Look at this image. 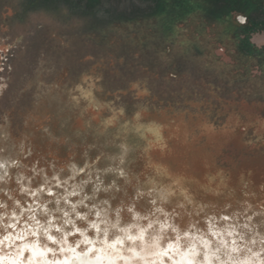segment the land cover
Returning <instances> with one entry per match:
<instances>
[{"label": "rangeland", "instance_id": "374dc122", "mask_svg": "<svg viewBox=\"0 0 264 264\" xmlns=\"http://www.w3.org/2000/svg\"><path fill=\"white\" fill-rule=\"evenodd\" d=\"M0 163L20 210L264 235V0H0Z\"/></svg>", "mask_w": 264, "mask_h": 264}, {"label": "clouds", "instance_id": "9594fccd", "mask_svg": "<svg viewBox=\"0 0 264 264\" xmlns=\"http://www.w3.org/2000/svg\"><path fill=\"white\" fill-rule=\"evenodd\" d=\"M6 178L5 172L0 181ZM4 194L12 203L10 206L0 200L2 264H264V235L258 232L246 240L243 234L236 237L235 229L221 230L209 223L206 233H181L171 224L157 227L158 221L141 216L132 208L128 211L133 213V222H126L119 208L112 218L109 209L99 206L95 207L94 219H89L93 209L80 213L77 205H72L75 219L59 207L55 211L63 216L57 218L47 205L38 214L36 205L20 210V200L6 190ZM144 220L149 222L144 224ZM22 222L23 227L15 233L11 231ZM25 252L31 256L25 257ZM164 257L169 259L165 261Z\"/></svg>", "mask_w": 264, "mask_h": 264}, {"label": "bare ground", "instance_id": "6f19581e", "mask_svg": "<svg viewBox=\"0 0 264 264\" xmlns=\"http://www.w3.org/2000/svg\"><path fill=\"white\" fill-rule=\"evenodd\" d=\"M25 253H28V257L31 256V253L30 252H25ZM25 253H24V255H25ZM3 259H4V254H0V264H2Z\"/></svg>", "mask_w": 264, "mask_h": 264}, {"label": "trees", "instance_id": "16d2710c", "mask_svg": "<svg viewBox=\"0 0 264 264\" xmlns=\"http://www.w3.org/2000/svg\"><path fill=\"white\" fill-rule=\"evenodd\" d=\"M200 88V87H199Z\"/></svg>", "mask_w": 264, "mask_h": 264}]
</instances>
